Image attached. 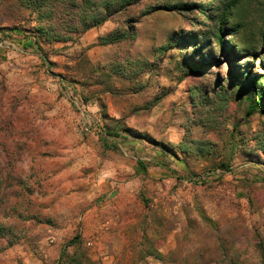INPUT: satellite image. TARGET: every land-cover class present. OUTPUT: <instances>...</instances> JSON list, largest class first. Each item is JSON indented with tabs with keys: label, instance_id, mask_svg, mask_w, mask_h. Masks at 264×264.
Here are the masks:
<instances>
[{
	"label": "rangeland",
	"instance_id": "obj_1",
	"mask_svg": "<svg viewBox=\"0 0 264 264\" xmlns=\"http://www.w3.org/2000/svg\"><path fill=\"white\" fill-rule=\"evenodd\" d=\"M209 1L138 0L62 42L0 0V264H264V0L222 45Z\"/></svg>",
	"mask_w": 264,
	"mask_h": 264
},
{
	"label": "trees",
	"instance_id": "obj_2",
	"mask_svg": "<svg viewBox=\"0 0 264 264\" xmlns=\"http://www.w3.org/2000/svg\"><path fill=\"white\" fill-rule=\"evenodd\" d=\"M6 2L7 0H1ZM20 6L29 8L37 14L36 21L39 25L36 28V32L39 33L43 39L47 41H62L67 42L72 39L73 34H83L87 30L93 27H99L113 16L125 14L131 7L138 3V0H18ZM219 3L213 7L210 0L206 6L204 2L199 4L201 12L209 15L210 17H216L219 20V27L214 32L217 42L222 45L225 39V33L232 35L233 32H229V19L236 4L240 0H218ZM211 8L209 14L204 10ZM45 23V24H44ZM135 34L130 31L117 30L110 32L106 36L101 37L99 40L100 45H109L122 40L133 38ZM38 39L35 40L39 49H42L38 44ZM202 43V42H201ZM205 47V43L200 44V48H196V51H200ZM247 84L256 82L255 79L247 77L244 79ZM252 80V82H251ZM264 80H259L262 83ZM244 87V86H243ZM242 87V88H243ZM251 87V86H248ZM254 87V86H253ZM260 98H263V94H260ZM258 103V102H257ZM256 110V105H251L248 108L247 113L251 115ZM112 133V132H111ZM116 133V132H115ZM117 134V133H116ZM115 135V134H113ZM8 232L6 228L0 223V237H7ZM13 242L9 241L8 245H12ZM230 247L221 246V250L227 251ZM262 256L264 259V248L260 247ZM229 253V252H228ZM158 259H164V255L159 251L151 252ZM65 256L68 260V264H97L89 260L86 257L84 251L69 254L63 252L62 257ZM87 263H86V261ZM63 264H66V262ZM231 264H239L232 262Z\"/></svg>",
	"mask_w": 264,
	"mask_h": 264
}]
</instances>
